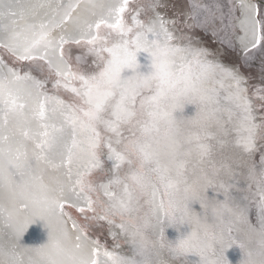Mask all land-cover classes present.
Masks as SVG:
<instances>
[{"label":"snow or ice","instance_id":"1","mask_svg":"<svg viewBox=\"0 0 264 264\" xmlns=\"http://www.w3.org/2000/svg\"><path fill=\"white\" fill-rule=\"evenodd\" d=\"M166 7L0 0V264H230L233 246L239 264H264V81L250 89L192 31L245 63L264 56V0H196L181 21ZM212 141L235 150L231 163L217 168ZM69 209L106 224L113 247ZM32 224L47 238L27 246Z\"/></svg>","mask_w":264,"mask_h":264},{"label":"rangeland","instance_id":"2","mask_svg":"<svg viewBox=\"0 0 264 264\" xmlns=\"http://www.w3.org/2000/svg\"><path fill=\"white\" fill-rule=\"evenodd\" d=\"M143 2H147V0H143ZM196 2V0H165L167 7L164 11L167 12L169 17H175L178 21L185 19L186 14L192 11L191 5ZM198 2L207 5H214L216 3L226 4L230 2V0H198ZM239 13H237L238 15ZM183 27V25H180ZM194 35L199 37L200 44L202 46L208 47L214 51H218L222 55L220 59L225 64L228 65H236L240 67L241 71L246 75L250 89L256 86H260L261 82L264 81V56H262L259 52L255 53L254 57L251 58L247 63L244 62L242 52L236 48H225L221 47V45L213 38L211 32H205L201 29H194L192 30ZM73 54L78 55L80 54V49L73 46L72 48ZM48 87L50 88L51 85L49 84ZM63 95V94H62ZM259 111V110H258ZM258 159V156H257ZM256 194V187L253 185L251 189V195L254 197ZM73 217L80 220L82 224L88 223L90 225L89 231L90 235L93 238L99 239L102 244L106 245L109 249L113 247L114 241L108 235V226L106 224H97L92 222H86L77 213L74 209H69ZM251 219L255 223L256 220V209L255 207L252 208L251 211ZM121 248L120 251L127 252L128 245L124 243L123 240L120 241Z\"/></svg>","mask_w":264,"mask_h":264},{"label":"bare ground","instance_id":"3","mask_svg":"<svg viewBox=\"0 0 264 264\" xmlns=\"http://www.w3.org/2000/svg\"><path fill=\"white\" fill-rule=\"evenodd\" d=\"M138 59L142 65H145V66L147 65L148 61L145 58V54H141L138 57ZM229 66H231V65H229ZM144 70H146V68ZM194 111H195V107L193 105H188L185 108L184 114L185 115H192V114H194ZM212 130L216 131V129H212ZM211 143L214 145L213 153H212V160L216 162L217 168H219L221 161L227 160V162H229V163L232 162V160L228 159V158L229 157L234 158L236 156V152L234 149H232L231 147H228V148L221 150L219 148V146L215 144V141H212ZM209 174L210 175H216L215 170L209 169ZM218 178L223 179V180H227V176L224 174L223 170L219 171ZM45 179L47 181V179H48L47 175H46ZM246 187H247V185L245 184L243 179H241L240 188L243 189ZM207 194L209 195V197L216 195L215 193L212 192L211 189L208 190ZM233 194L240 196V195H244V194H248V193L238 192L236 189H233ZM219 198L222 199V195ZM191 207L197 212L201 211L198 203L191 205ZM188 231H190V228L187 225L179 226L178 229H177V227H166L165 228V235L169 240L175 241L178 238H180V236L182 234H186ZM46 238H47V234H46L44 227L41 224H32V225H30L28 230L24 233L22 242L27 246H36V245H39L41 243H44L46 241ZM225 255L227 256L230 264H239V261L243 257L242 251L240 250V248L238 246H233L232 248L228 249L225 252ZM187 259L190 262V264H198V261H199V257H197L195 255H191V254L187 257ZM174 264H181V262L175 261Z\"/></svg>","mask_w":264,"mask_h":264}]
</instances>
